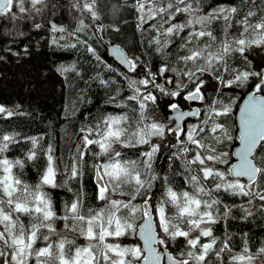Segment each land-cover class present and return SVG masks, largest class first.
Masks as SVG:
<instances>
[{
	"label": "snow or ice",
	"instance_id": "snow-or-ice-1",
	"mask_svg": "<svg viewBox=\"0 0 264 264\" xmlns=\"http://www.w3.org/2000/svg\"><path fill=\"white\" fill-rule=\"evenodd\" d=\"M198 2L199 0H133L129 7L137 14L138 30L145 31L143 25L148 24L156 33L151 42L158 45V52L173 43L172 38L182 36L178 47L185 55L180 56L179 60L186 67L191 64L195 68V71L178 73L187 77L188 83L192 85L183 96L184 100L205 99L202 89L206 81L199 75L202 73L213 76L217 81L218 91L220 87H244L251 78L256 79L253 91L247 95L239 112V135L235 138L239 140L241 147L234 152L239 163L231 165L225 171L211 166L227 163L225 158L228 154L218 152L216 145L225 140L231 141L233 137L223 123H217V119L230 115L233 110L231 102L225 104L220 99L212 100L205 107L207 118L202 119L200 124L186 128L177 124L175 128H168L166 124L154 121L148 111L149 104L155 106L157 103V96L153 91L158 90L163 95L175 98L181 95L184 88H188V84L179 82L176 90H169L164 84L156 83V74L151 72V79L129 80L128 87L132 90V95L127 99L135 101L140 111L135 128L130 131L131 125L124 126L128 123L127 115H108L95 128H82L81 132L85 133L82 137L85 147L83 150L78 149V158L73 157V163L62 172L52 155L53 149L49 147L46 169L35 186L22 181L13 172L14 167L23 169L24 161L10 160L3 155L10 144L18 142L15 135L5 134L0 137V264H213V259L223 264L222 254L226 251L231 253L232 249L228 243L230 237L221 242L220 247L216 246L217 238L213 235L211 225L216 224L220 217L214 215L212 209L220 201L212 197L213 191L223 190L231 195L249 197V203L253 199L264 202V191L253 192L254 187H260L258 178L264 183V159L258 164L254 155L258 146L264 151V70L240 71L230 68V61L237 54L250 65L246 53L254 46L264 49V0H260L257 6L259 11L249 8L243 15L240 14L242 5L248 0H240V4L236 6L219 5L207 13L198 6ZM27 3L30 7L25 6L26 0H0V16L10 13L9 18L16 19L17 14L12 11L13 8H18L19 13L29 14L33 11L40 13L47 7L46 0H27ZM252 3L255 4V0ZM73 7L81 12L86 11L93 21L101 19L98 0H73ZM177 17L180 19L177 20ZM216 21L221 22L222 38L219 40L211 29ZM79 25L76 32L87 27L83 19L79 21ZM234 26L238 28V35L231 34L230 30ZM36 27L40 25L37 24ZM52 27L54 31H65L63 27ZM114 30L119 31L118 28ZM161 36L165 38L164 41H161ZM88 51L95 55V50L90 46ZM114 54L130 70H135L136 63L124 56L119 47ZM96 59L99 61L100 57L96 56ZM167 71L176 72L177 69L164 66L160 69V75ZM227 72H230L231 78L225 80L223 73ZM101 83L107 86V81L101 80ZM166 83L171 84L172 80L169 79ZM140 86H143V91ZM168 107L177 113V121H183L190 116L199 117L201 112L200 109L184 112L178 103H170ZM0 114L10 117L13 112L0 106ZM149 120L153 122L145 123ZM166 129L176 133V144L172 147L177 151L172 155L177 159L182 158L185 171H195L197 174L186 177L193 186V192L184 191L178 194L171 187L166 188L164 196L153 209L158 214L156 221L147 203L141 209L131 201L142 190L147 192L153 187V181L157 177L150 170L160 145L153 143L151 138H163ZM38 140L39 138H31L33 150L29 152L28 160L36 158L34 149ZM92 145L99 148V152L93 151V155L107 158V162L94 166L97 197L104 201V205L98 211H90L86 215L83 212V201L78 197L70 205H65L63 215H57L49 194L42 189L44 186H64V182L57 183L58 172L67 174L69 180L82 177L83 158ZM116 145L123 148L148 146L139 153L143 167L148 170L143 173L145 178L142 179L137 161L120 159L122 154ZM193 165L196 166L195 169L191 167ZM201 174L203 180L213 181V188L206 189L201 184ZM240 177H247L249 183H241L238 179ZM163 179L167 181V177ZM125 184L135 185L129 201L112 199V195ZM120 194L126 195L124 192ZM201 196L210 199L204 200ZM168 205L174 207L176 217H169L166 211ZM260 207L264 208V203ZM122 208L127 209L126 217L119 215ZM245 211L248 215L252 214L248 209ZM137 212H141L145 218L139 230L140 238L144 241L143 248L108 242L109 238L118 241L122 236L136 235L134 219ZM230 212L231 209L226 206L223 218L227 219ZM24 217L28 218L27 223L24 222ZM174 219L182 220L185 227L173 223ZM58 220L64 221V231H58L55 227ZM157 225L163 236L156 230ZM68 232L75 233V238L83 237L87 243L66 250V245L75 244V238L69 239ZM181 237L188 250L174 256L168 251V241ZM202 238H208L207 242L202 243ZM38 241L43 246H37ZM156 245L163 246L164 250L158 251ZM230 264H264V246L253 252L245 245L241 253L231 256Z\"/></svg>",
	"mask_w": 264,
	"mask_h": 264
},
{
	"label": "trees",
	"instance_id": "trees-1",
	"mask_svg": "<svg viewBox=\"0 0 264 264\" xmlns=\"http://www.w3.org/2000/svg\"><path fill=\"white\" fill-rule=\"evenodd\" d=\"M132 2L133 0H98L101 19L97 21H93L86 11L81 12L73 7V0H46L47 7L40 13L33 11L22 14L18 12V8H13L12 11L17 14L16 19H10V13L0 16V106L13 112L10 117L0 114V137L5 134L15 135L18 142L10 144L3 155L10 160L24 161L23 169L14 167L13 172L27 184L35 186L39 183L47 166L49 147L53 149L52 155L56 158L60 172L73 163V157L78 158V149L83 150L85 147L82 139L85 133L81 132L82 128H95V125L108 115H127L128 123L124 126L131 125L130 131L135 128L140 111L135 101L127 99L132 95V90L128 87L129 80L151 79L149 76L151 72L156 74V83L164 84L169 90H176L179 82L188 84V88H184L181 95L175 98L163 95L158 90L153 91L157 96V103L155 106L149 104L148 111L154 121L166 124L168 128H171V121L168 118L172 112L168 105L178 103L183 108L187 103L183 96L192 85L188 83L187 77L178 73L195 71V68L191 64L186 67L179 60L180 56L185 55V52L178 47L182 42V36L172 38L173 43L158 52L156 50L158 45L151 42L156 33L149 25H143L145 29L143 32L138 30L137 14L129 7ZM239 4L240 0H199L198 2V6L205 13L219 5ZM259 4L260 0H255V4L252 0H248L242 5L240 14L243 15L249 8L259 11L257 7ZM25 6L30 7L27 0ZM81 19L87 27L81 32H76ZM179 19L180 17H177V20ZM37 24L40 27H36ZM53 25L63 27L65 31H54ZM115 28L119 31H115ZM211 29L218 40L222 38L221 22H214ZM230 31L232 35H238L236 26ZM160 39L164 41L165 38L161 36ZM110 44L120 46L127 57L136 63L134 71L126 70L108 54ZM89 46L95 50V55L88 51ZM246 55L251 62L250 65L237 54L236 58L230 61V68L240 71L264 70V49L254 46ZM96 56L100 57L99 61ZM164 66L169 69L175 68L177 71H167L160 75V69ZM199 75L206 81L202 89L205 99L194 102L201 110L200 116L192 118L187 126L200 124L202 119L207 118L205 107L210 101L220 99L225 104L232 103L233 110L230 115L217 119V123H223L233 137L231 141L225 140L222 144L216 145L218 152L228 154L225 158L227 163L211 165L225 171L234 162L232 151L238 142L235 138L238 136L235 123L238 105L243 96L253 90L256 79L251 78L244 87H235V85L231 89L220 87L218 91V84L213 76L208 73ZM223 75L225 80L231 78L230 72ZM169 79L172 80L171 84L166 83ZM101 80L107 81V86L102 84ZM140 87L143 91V86ZM151 122L153 121H145V123ZM31 138H39L34 149L36 152L34 160L27 159L29 152L33 150ZM181 138L183 139V136ZM151 139L153 143L160 145L150 170L157 178L153 181L151 190L147 192L142 190L131 203L142 209L143 203L148 200L146 198L151 197L149 200L153 210L164 196L167 187H171L178 194L184 191L193 192V186L188 183L186 177L197 173L185 171L181 163L182 158L177 159L172 155L177 151L172 147L176 144L175 132L166 129L163 138ZM116 147L121 151L120 159L137 161L142 179L145 178L143 173L148 170L143 167L139 153L148 146L123 148L116 145ZM93 151L99 152V148L96 145L89 146L82 162V177L69 180L67 174L62 175L58 172L57 183L64 182V186L43 187L42 190L49 194L57 215H63L65 205H70L78 197L83 201V212L86 215L90 211H98L104 205V201L97 197L94 166L107 162V158L97 157L92 154ZM255 155L259 164L264 159V151L259 147ZM191 167L195 169L196 166ZM164 177H167V181L163 179ZM239 181L247 184L244 180ZM257 183L260 187H254L253 192L264 191V183L259 178ZM201 184L206 189L214 187L211 179H202V174ZM134 187V184L123 185L112 195V199L128 202ZM121 192L126 195H121ZM212 197L220 201L212 209L213 214L220 217L216 224L211 225L213 235L217 238L216 246L220 247L221 242L230 237L228 243L232 249L231 253L226 251L222 254L223 264H230L231 256L241 253L245 245L253 252L264 246V208L260 207L264 202L253 199L252 203H249V197L231 195L223 190L213 191ZM201 198L210 199L206 196ZM226 206L231 212L227 219H224ZM245 209L252 214L248 215ZM166 211L169 217H176V211L171 205L167 206ZM124 212H127V209L122 208L119 215ZM137 213L140 218L136 231L143 218L141 212ZM153 213L158 221L157 213L154 210ZM24 222H28L27 217H24ZM172 222L180 224L182 228L185 227L180 219H174ZM63 225V220L55 222L58 231H64ZM158 230L163 236L159 227ZM67 235L69 239L76 237L72 232H68ZM207 239L202 238L201 242H207ZM109 241L115 242L112 239ZM133 241L141 247L135 235ZM86 243L83 237H79L75 238L74 245H66V248L70 246L74 249L76 245ZM37 246L43 245L38 241ZM168 250L175 256L188 249L181 237L175 241H168ZM213 264L220 262L213 259Z\"/></svg>",
	"mask_w": 264,
	"mask_h": 264
},
{
	"label": "water",
	"instance_id": "water-1",
	"mask_svg": "<svg viewBox=\"0 0 264 264\" xmlns=\"http://www.w3.org/2000/svg\"><path fill=\"white\" fill-rule=\"evenodd\" d=\"M117 47H119V46H117V45H109V46H108V54H109L112 58H114V60L117 61V62H118L121 66H123L126 70L131 71V70L129 69L128 65H127L126 63H124L120 57H118L116 54H114V53H115V49H116ZM119 48L122 50V53L124 54V56L127 57L126 52H125L121 47H119ZM127 58H128V57H127ZM128 59H129V58H128ZM251 91H253V90H251ZM251 91L247 92V93L243 96L242 100L240 101V104L238 105L237 111H236V115H235V123H236V127H237V135H239V112H240V109L243 107V105H244V103H245V101H246V99H247V95H248ZM190 102H198V101H190ZM180 108H181V107H180ZM196 109H199L198 106H195V107H193V108L190 109V110H184V109L181 108V110L184 111V112L195 111ZM176 115H177V113L171 112V114H170V116H169L170 119H174V124H173L172 128H175V127L177 126V124H179L180 127L184 128V124H185V122H186L188 119H192V118H195V117H196V116L185 117V119H184L183 121H177V120L175 119ZM240 147H241V144H240V142H239V140H238L237 145L234 147V149H233V151H232V156H233V159H234L233 164H238V163H239V159H238V157H236V156L234 155V152H235L236 150H238ZM258 148H259V146L257 147V149H258ZM257 149H256V151H257ZM256 151H255V153H256ZM255 153H254V155H255ZM233 164H232V165H233ZM230 178H231V179H234L233 177H230ZM238 179L244 180V181H246L247 183H249V181L247 180V177H240V178H238ZM94 181H95V183L97 184V178H96V175L94 176ZM145 203H147V204L150 206L149 210L152 211V215H153V217L155 218V215H154V213H153V210H152V206H151L150 200H149V199L146 200V201L143 203V207H144ZM155 220H156V219H155ZM144 222H145V218L143 217L142 220L140 221V223H139V225H138V228H137V231H136V236H137L138 240H139L140 243H141V248H143V246H144V241L140 238L139 230H140V227L144 224ZM156 230L159 232V230H158V226H157V229H156ZM156 247H157V250H158V251H161V252H162V251L164 250V249H163V246H161V245H156ZM168 251H169V250H168ZM169 252H170V251H169ZM145 255H147V253H145Z\"/></svg>",
	"mask_w": 264,
	"mask_h": 264
},
{
	"label": "rangeland",
	"instance_id": "rangeland-1",
	"mask_svg": "<svg viewBox=\"0 0 264 264\" xmlns=\"http://www.w3.org/2000/svg\"><path fill=\"white\" fill-rule=\"evenodd\" d=\"M126 214H127V212H124L120 216L121 217H126ZM157 216H158V214H157ZM139 218H140V215L138 213H136L135 219H134L135 226L138 224ZM133 236L134 235H125V236L120 237L119 240L115 241V242H119V243H121L122 245H125V246H127V245H129V246H138V244H136L133 241ZM53 238H55V237H53ZM109 239H111V238H109ZM109 242H111V241H109ZM81 245H83V244H81ZM68 248H72V247L69 246V247L66 248V250Z\"/></svg>",
	"mask_w": 264,
	"mask_h": 264
},
{
	"label": "flooded vegetation",
	"instance_id": "flooded-vegetation-1",
	"mask_svg": "<svg viewBox=\"0 0 264 264\" xmlns=\"http://www.w3.org/2000/svg\"><path fill=\"white\" fill-rule=\"evenodd\" d=\"M197 106L194 102H190V101H187V103L185 104V106L182 108L184 110H190L192 109L193 107ZM170 121H171V128L174 124V119H170L168 118ZM191 119H188L185 124H184V128L190 123ZM176 134V133H175Z\"/></svg>",
	"mask_w": 264,
	"mask_h": 264
},
{
	"label": "bare ground",
	"instance_id": "bare-ground-1",
	"mask_svg": "<svg viewBox=\"0 0 264 264\" xmlns=\"http://www.w3.org/2000/svg\"><path fill=\"white\" fill-rule=\"evenodd\" d=\"M110 45H113V44H110ZM109 46V45H108ZM118 46V45H117ZM120 47V46H119ZM199 102V101H198Z\"/></svg>",
	"mask_w": 264,
	"mask_h": 264
}]
</instances>
